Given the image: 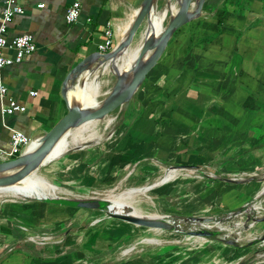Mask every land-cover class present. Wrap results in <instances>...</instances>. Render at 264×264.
I'll return each mask as SVG.
<instances>
[{
    "label": "crops",
    "instance_id": "0c3cea01",
    "mask_svg": "<svg viewBox=\"0 0 264 264\" xmlns=\"http://www.w3.org/2000/svg\"><path fill=\"white\" fill-rule=\"evenodd\" d=\"M19 1L25 11L14 16L6 35L12 39L32 34L37 49L22 62L0 69V87L7 89L3 98L0 93V147L6 149L13 129L37 141L66 114L61 88L70 69L85 56L100 51L107 28L113 29L117 44L143 0ZM75 1L80 2L81 14L77 21L68 23L67 9ZM245 2L249 9H245ZM41 3L45 6L39 7ZM4 8L5 1L0 0V19ZM177 32L142 86L153 99L158 95L164 101L160 106L153 99L146 103L151 109L140 115L143 123L136 122L134 137V142L137 139L144 147L134 150L135 155L184 168L215 163L217 175H230L223 179L206 175L212 181L206 189L209 203L200 211L214 208L215 213L223 211L224 215L250 208L258 198L264 206V0H206L201 16ZM206 36L212 39L205 41ZM2 51L14 55L13 49ZM31 91L37 94L31 95ZM75 98L74 89L71 101L76 102ZM9 99L26 105L27 111L3 115L1 107ZM113 121L109 118L107 124ZM171 181L151 189L164 197L176 186L169 184ZM27 208L17 206L11 216L29 222L44 211L36 204ZM187 212L199 211L183 213ZM246 214L248 218L255 213ZM259 226L261 233L264 222ZM241 244L227 247L234 254L239 252L237 261L254 245L243 248L246 243ZM19 258L18 262L22 261ZM257 260L252 264H264V256Z\"/></svg>",
    "mask_w": 264,
    "mask_h": 264
},
{
    "label": "rangeland",
    "instance_id": "374dc122",
    "mask_svg": "<svg viewBox=\"0 0 264 264\" xmlns=\"http://www.w3.org/2000/svg\"><path fill=\"white\" fill-rule=\"evenodd\" d=\"M166 4L167 0H160L158 9H164ZM168 20L169 16L165 24ZM144 27L132 45L139 41ZM98 79L101 82L99 99H103L114 85L116 75L112 71H103ZM141 89L131 101L130 106L135 111L133 115L127 116L128 110L116 109L105 119L95 122L94 131L100 139L96 140L98 143L90 141L82 148L71 149L66 156L42 166L40 174L57 186L55 194L62 197L101 199L113 195L145 215L157 213L179 218L222 215L223 211L215 213L214 208L200 211L209 203V199H205L208 194L206 189L212 181L206 175L221 179L231 177L228 174L217 175V164L184 168L164 164L150 156L136 157L134 150L144 146L137 139L134 142L135 124L138 120L143 123L140 115L145 109L150 111L146 103L153 99L150 91L147 93L146 88ZM142 92H145L144 96ZM154 96L153 100L158 101L160 106L164 99ZM75 99L80 103L79 97ZM109 118H114L111 124H107ZM119 151L122 153L119 154ZM168 169L174 172L166 174ZM170 180L169 184L176 186L173 191L163 194L164 197L159 190L151 188L145 194L127 195L125 192L134 187ZM199 191L201 194H198ZM22 204L26 208L36 204L44 211L35 221L29 222L22 221L17 215L11 216L17 211L13 208ZM189 209L199 212L183 213ZM262 215L264 206L261 205L252 217ZM247 216L245 213L224 223L225 229L221 234L239 236V243L246 244L260 239L259 236L264 233H260V223L246 229ZM238 222L239 226H236ZM238 231L241 232L239 235ZM228 246L232 245L216 237L190 236L139 226L110 217L103 209L65 206L35 197L0 196V264H235L239 252L234 254L227 249ZM259 255L264 256L262 240L255 243L252 251L245 253L242 259L250 257L255 263ZM17 258L22 261L18 262Z\"/></svg>",
    "mask_w": 264,
    "mask_h": 264
},
{
    "label": "water",
    "instance_id": "95a60500",
    "mask_svg": "<svg viewBox=\"0 0 264 264\" xmlns=\"http://www.w3.org/2000/svg\"><path fill=\"white\" fill-rule=\"evenodd\" d=\"M177 3L176 12L171 9V3L174 0H167L165 14L169 15V20L164 25V29L160 33H150L147 35L139 55L137 56L133 69L122 71L114 68L116 81L112 88L107 91L103 99H99L96 105L81 104L79 102H71L69 92L76 87H84L87 82V75L95 73L110 61H115L128 47L133 44L136 35L140 29L151 22L154 12L158 11L159 0H143L137 9L135 16L129 24L125 35L115 44L113 48L107 52L97 51L82 58L66 75L61 95L66 102L67 112L62 116L55 125L42 136L39 137V143L32 149L23 151L19 156L0 162V188H6L18 184L27 178L34 171H38L45 163L50 161V156L59 144V142L67 136L72 130L79 128L84 124L94 121L103 120L116 109L128 110L131 101L145 82L150 71L157 65L162 55L166 51L168 44L175 32L198 18L202 14L203 6L206 0H175ZM186 167V166H185ZM176 169V168H175ZM159 183L150 185L152 188ZM39 199V198H37ZM46 202L61 204L65 206L81 207L88 209L106 210L110 217L119 218L129 223L144 226L152 229H160L167 231H175L189 234L190 236L200 237H216L227 245L242 246L239 236H229L230 234H221L225 226L205 227L199 225L202 223H224L229 216L238 217L240 214L248 212L249 208H240L235 211L228 212L224 215L209 216H186V217H169L161 215L160 217L138 216L134 213L113 211L110 207V200L107 198H68V197H45ZM126 208L134 210L132 205ZM248 224L245 228L251 226L252 223L264 222V215L248 217ZM192 224V225H190ZM197 227H194L196 226ZM188 226V228L186 227ZM236 226L239 225L235 223ZM201 226V227H199ZM203 226V227H202ZM187 228V229H186ZM241 232L238 231L237 235ZM232 234V233H231ZM261 237V238H260ZM264 242V233L260 236ZM253 259H241L235 264H252Z\"/></svg>",
    "mask_w": 264,
    "mask_h": 264
},
{
    "label": "bare ground",
    "instance_id": "6f19581e",
    "mask_svg": "<svg viewBox=\"0 0 264 264\" xmlns=\"http://www.w3.org/2000/svg\"><path fill=\"white\" fill-rule=\"evenodd\" d=\"M166 8V7H165ZM165 8L158 10L154 12L151 22L145 25L141 37L139 41L135 45H131L128 47L122 54L119 55V57L115 61H110L109 63L105 64L103 67H101L98 71L95 73H89L87 76V82L84 87H76L70 90L69 92V99L71 101V91L75 89V92L77 90V96L82 100L81 95H79V90L80 94H84V99L80 102L81 104H89V105H96L99 103V95L101 93V82L99 81L98 77L103 71H112L114 73V68H119L122 71L124 70H131L133 69L135 60L137 56L140 53L141 46L143 44V41L147 37L148 34L150 33H160L164 29L165 25V20L167 18L165 14ZM171 9L173 12H176L177 6L175 3H171ZM135 11V10H134ZM169 16V15H168ZM131 22V21H130ZM130 22H128L125 27L123 28V36L125 35V32L127 31ZM106 92V91H105ZM72 102V101H71ZM100 121V120H98ZM95 122H91L88 124H84L80 126L79 128H76L72 130L67 136H65L59 144L55 147L53 150L51 156H50V161L45 163L44 165L59 159L63 156H66V154L74 148H82L86 145L87 142L94 141L98 143L100 140L98 136L95 134L94 131V125ZM98 134V133H97ZM100 134V133H99ZM99 139V140H98ZM98 140V141H96ZM39 143V139L37 141H33L31 145L28 147L29 149H32L37 146ZM43 165V166H44ZM175 170V169H174ZM174 171L171 169H168L166 174H171ZM155 184V183H153ZM153 184H147L144 186L140 187H134L133 189L125 190L127 195L130 194H145L147 193V190L150 188V185ZM57 190V186L50 182L46 177H44L42 174H40L39 170L34 171L32 174H30L27 178L19 182L18 184H14L13 186L10 187H4L0 188V196L1 195H12V196H17V197H35V199H44L45 197H62L60 195H56L55 192ZM78 197V196H77ZM107 199L110 200V207L113 211H119V212H129V213H134L138 216H148V217H160L161 214H148L145 215L141 213L139 210H131L126 208L127 203L123 202L122 200L113 197V195H108L106 197ZM38 199V200H39ZM260 199L258 198L256 202L253 203V205L250 206V208L247 210L250 213H256L261 209L262 203L259 201ZM244 214V213H243ZM243 214H240L239 216H243ZM169 216L170 215H165ZM176 217V216H172ZM233 217L229 216L228 220L226 222H230ZM224 223H202L199 225H203L205 227H213V226H224ZM192 225V224H190ZM186 227L188 228V226ZM196 225V224H195ZM202 226V227H203ZM239 226V225H238ZM194 227H197L194 226ZM200 227V226H199ZM186 228V229H187Z\"/></svg>",
    "mask_w": 264,
    "mask_h": 264
},
{
    "label": "built area",
    "instance_id": "2783aa9c",
    "mask_svg": "<svg viewBox=\"0 0 264 264\" xmlns=\"http://www.w3.org/2000/svg\"><path fill=\"white\" fill-rule=\"evenodd\" d=\"M5 8L0 19V69L5 66L20 63L27 56L35 52L37 45L32 34H21L8 39L7 31L10 23L17 14H21L25 11L24 5L19 0H4ZM27 1V0H24ZM39 7H44L45 4L41 3ZM81 14L80 2L75 1L68 9L66 13V20L68 23H73L78 20ZM115 46L113 29L107 28L104 33V40L99 44V49L102 52H107ZM13 49L14 55L8 56L3 53L4 48ZM6 87L3 85L0 87L1 97L6 94ZM37 91H31V95H36ZM27 111V107L24 104L17 102L14 99H9L8 103L3 104L1 112L3 115H12L15 113H23ZM33 142L25 132L20 129H13L11 133V142L9 148L0 147V162L7 161L19 156L23 151L27 150Z\"/></svg>",
    "mask_w": 264,
    "mask_h": 264
},
{
    "label": "trees",
    "instance_id": "16d2710c",
    "mask_svg": "<svg viewBox=\"0 0 264 264\" xmlns=\"http://www.w3.org/2000/svg\"><path fill=\"white\" fill-rule=\"evenodd\" d=\"M226 1H227V0H225V2H226ZM246 3H247V2H245V9H249V8H250V5H247ZM224 12H225V11H222L221 14H223ZM218 22H219V25H220L221 22H222L221 19H219ZM179 29H180V28H179ZM179 29H178V30H179ZM178 30H177V31H178ZM177 31L175 32V34L177 33ZM218 32H219V31H218ZM175 34H174V35H175ZM215 34H216V33H215ZM211 39H212L211 36H206V37L204 38L205 41H210ZM143 84H144V83H143ZM142 86H143V85H142ZM142 86H141V87H142ZM133 110H134V108H133L132 106H130L129 109H128V111H127V116H128L129 114H132V115H133V113L135 112V111H133ZM257 242H258L257 240H256V241H252V242L246 244L245 246H243V248H244V247L246 248V247H248V246H251V245H253V244L257 243Z\"/></svg>",
    "mask_w": 264,
    "mask_h": 264
}]
</instances>
